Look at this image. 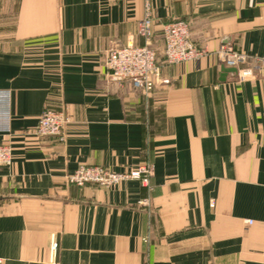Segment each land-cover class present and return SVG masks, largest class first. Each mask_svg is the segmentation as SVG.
Masks as SVG:
<instances>
[{
	"label": "crops",
	"instance_id": "1",
	"mask_svg": "<svg viewBox=\"0 0 264 264\" xmlns=\"http://www.w3.org/2000/svg\"><path fill=\"white\" fill-rule=\"evenodd\" d=\"M148 8L161 81L145 95L113 80L105 55L145 45ZM174 21L205 57L164 62ZM223 44L249 58L254 79L222 73ZM263 58L264 0H0L10 94L0 143L12 149L0 169V264H264ZM47 108L71 116L63 141L35 134ZM143 164L147 186L67 182L82 165Z\"/></svg>",
	"mask_w": 264,
	"mask_h": 264
},
{
	"label": "built area",
	"instance_id": "2",
	"mask_svg": "<svg viewBox=\"0 0 264 264\" xmlns=\"http://www.w3.org/2000/svg\"><path fill=\"white\" fill-rule=\"evenodd\" d=\"M154 18L148 8L146 16L138 26L139 36L144 39V46L114 44L105 55V65L111 78L130 82L132 87L148 95L152 93L161 81V66L157 63V51L152 47L154 39ZM163 57L167 65H176L188 61H198L208 53L206 49L194 46L190 37V26L184 21H174L163 28ZM218 56L223 66L237 70V80L247 82L256 77L255 69L249 65V58L237 52L233 47L223 44L218 50ZM264 76V58L256 61ZM10 94L0 92V134L9 133L10 127ZM71 121V116L63 110L47 108L40 116L35 128V134L40 137H55L63 141L65 129ZM12 164V149L7 144L0 143V169ZM153 167L143 164L128 172L117 173L102 167L80 166L67 177L69 184L83 187L93 184L110 189L117 184L129 180H139L145 186L153 176ZM58 244L51 245L52 259L56 258Z\"/></svg>",
	"mask_w": 264,
	"mask_h": 264
},
{
	"label": "water",
	"instance_id": "3",
	"mask_svg": "<svg viewBox=\"0 0 264 264\" xmlns=\"http://www.w3.org/2000/svg\"><path fill=\"white\" fill-rule=\"evenodd\" d=\"M225 72H237V70L236 69H234V68H230V69H228V68H226V67H223L222 68V73L224 74ZM113 80H119V79H117V78H112ZM1 199H3V198H0V200Z\"/></svg>",
	"mask_w": 264,
	"mask_h": 264
}]
</instances>
